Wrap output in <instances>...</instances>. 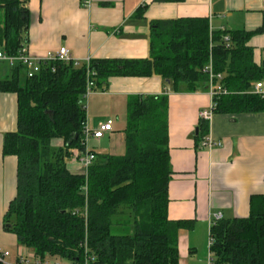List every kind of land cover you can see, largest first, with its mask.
Wrapping results in <instances>:
<instances>
[{"label":"trees","instance_id":"16d2710c","mask_svg":"<svg viewBox=\"0 0 264 264\" xmlns=\"http://www.w3.org/2000/svg\"><path fill=\"white\" fill-rule=\"evenodd\" d=\"M29 1L0 0V45L8 55L28 43L23 33ZM259 33L264 22L253 32H226L212 31L207 18L155 20L147 59H92L79 68L56 62L34 78H24L23 67L16 66L11 79L0 81V92L18 96V130L4 142V154L18 158L17 196L4 217L5 230L43 261L179 264L178 231L189 222L168 218L173 174L168 97H131L125 154L91 150L95 161L87 173L75 174L68 163L87 153L88 81L103 91L112 77L157 75L176 91L197 92L209 89L205 67L212 59L230 91L215 97L214 112H264V96L251 91L264 80V63H255L249 46ZM207 127L201 123L200 137ZM210 238L213 264H264V194L251 197L248 217L213 224Z\"/></svg>","mask_w":264,"mask_h":264},{"label":"crops","instance_id":"0c3cea01","mask_svg":"<svg viewBox=\"0 0 264 264\" xmlns=\"http://www.w3.org/2000/svg\"><path fill=\"white\" fill-rule=\"evenodd\" d=\"M26 7L28 24L23 34L29 52L44 57L67 47L78 68L92 59L149 58L151 22L155 20L207 18L212 31L226 32H253L264 22V0H30ZM140 9H144L142 17L137 15ZM249 46L254 49L255 63H264V33L253 36ZM13 72V67L0 60V81L11 79ZM261 82L264 85V80ZM94 90L86 99L87 125L95 130L112 121L113 131L100 140H90L89 149L99 153L108 138V154L118 156L125 154L130 98L168 97L173 170L168 218L189 222L178 231L180 264H197V254L205 249L214 216L221 213L225 220L246 218L251 197L264 194V112L219 111L209 121L203 120L201 113L213 104L210 88L176 91L157 75L112 77L105 90ZM202 122L208 127L200 137ZM17 130L18 96L0 92V252L10 253L7 261L11 264L21 259L30 264H68L58 257L41 260L32 249L19 245L15 234L5 230L4 217L17 196L18 158L4 154V142L7 134ZM207 138L221 146H204ZM78 159L75 155L68 163L75 174L84 173Z\"/></svg>","mask_w":264,"mask_h":264},{"label":"built area","instance_id":"2783aa9c","mask_svg":"<svg viewBox=\"0 0 264 264\" xmlns=\"http://www.w3.org/2000/svg\"><path fill=\"white\" fill-rule=\"evenodd\" d=\"M225 41H229V37L226 36ZM0 60L6 62L11 67L15 68L18 65H21L23 69L26 72V76L28 78H34L36 75H38L44 67H48L53 63L56 62H63V63H73L75 66H78L79 63L73 59L70 50L67 47H61L57 52H49L44 57L34 56L32 55L28 47L26 45L22 46L21 49L18 51V53L14 56L8 55L4 52L0 53ZM88 61L87 63H89ZM205 72L209 74L210 78V94L213 98V104L210 109L204 110L201 113V118L203 120L209 121L214 114V108L216 106L215 97L219 95H226L229 94L230 91L224 86L223 79L224 75L222 73H215L213 68V62L212 59H210V62L205 67ZM95 82L92 80L88 81L87 84V91H86V99L89 95H91L93 92H95ZM254 94H258L261 96H264V85L262 82H257L255 84V87L252 91ZM113 131V122L109 121L105 124H102L98 129L92 130L88 127L87 123L84 126V134H85V140L84 145L86 147L87 153L84 155L79 156V164L81 166V169L84 171V173H87V170L92 165V163L96 159V155L93 152H90L89 144L90 140L102 139L107 133H110ZM204 146L208 148H213L215 146H221L220 142H217L213 139L207 138L204 141ZM223 219V216L221 213L216 214L214 216V219L211 223V226L215 224L216 222ZM212 245V239L210 238V246ZM9 252H0V264H11L7 261V258L9 257ZM15 264H30L25 259H21L19 262ZM34 264H47L43 262H36ZM209 264H213V254L210 252V259Z\"/></svg>","mask_w":264,"mask_h":264},{"label":"rangeland","instance_id":"374dc122","mask_svg":"<svg viewBox=\"0 0 264 264\" xmlns=\"http://www.w3.org/2000/svg\"><path fill=\"white\" fill-rule=\"evenodd\" d=\"M103 144L101 147L98 149L99 153H109V147H110V141L108 138H105L102 142ZM59 144H62L59 140H54L53 145L58 146ZM210 233L207 236L206 239V246L203 251L197 254V264H209V259H210ZM180 264V260H179Z\"/></svg>","mask_w":264,"mask_h":264},{"label":"water","instance_id":"95a60500","mask_svg":"<svg viewBox=\"0 0 264 264\" xmlns=\"http://www.w3.org/2000/svg\"><path fill=\"white\" fill-rule=\"evenodd\" d=\"M199 132V129L197 130V133Z\"/></svg>","mask_w":264,"mask_h":264}]
</instances>
